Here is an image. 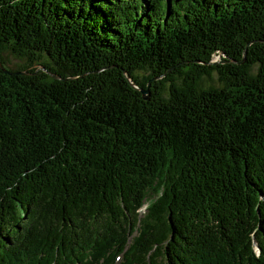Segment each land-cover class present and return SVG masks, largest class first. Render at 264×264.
I'll use <instances>...</instances> for the list:
<instances>
[{
  "label": "trees",
  "instance_id": "16d2710c",
  "mask_svg": "<svg viewBox=\"0 0 264 264\" xmlns=\"http://www.w3.org/2000/svg\"><path fill=\"white\" fill-rule=\"evenodd\" d=\"M0 65V264H264V0H0Z\"/></svg>",
  "mask_w": 264,
  "mask_h": 264
},
{
  "label": "water",
  "instance_id": "95a60500",
  "mask_svg": "<svg viewBox=\"0 0 264 264\" xmlns=\"http://www.w3.org/2000/svg\"><path fill=\"white\" fill-rule=\"evenodd\" d=\"M251 43H253V42H249V43H247L246 45H245V48H244V50H243V56H244V53H245V49L251 44ZM230 61H225V62H223V63H229ZM217 63V61H214V60H212V61H210L208 64H212V65H214V64H216ZM233 63V62H232ZM239 63H241V62H239ZM40 70L41 71H44V69L43 68H40ZM0 71H2L3 73H6V71L3 69V67L0 65ZM124 73V72H123ZM46 74L48 75V76H50L52 79H54V80H60V81H65L66 79H61V78H59L57 75H55V74H51V73H49V72H46ZM124 75H125V78H126V80H127V82H128V84H129V86L132 88V89H134V90H137L139 93H140V95H141V98H142V100H146L147 98H148V96H149V91H148V86H149V83H150V81H148L147 83H146V87H145V89H138L131 81H130V79L128 78V76L124 73ZM164 75H161V76H159V77H156V78H152L151 79V81H154V80H157V79H160V78H162Z\"/></svg>",
  "mask_w": 264,
  "mask_h": 264
},
{
  "label": "rangeland",
  "instance_id": "374dc122",
  "mask_svg": "<svg viewBox=\"0 0 264 264\" xmlns=\"http://www.w3.org/2000/svg\"><path fill=\"white\" fill-rule=\"evenodd\" d=\"M214 61H219V58L221 57V54L218 55V56H214ZM3 58H4V66L7 68V69H15V68H18L20 65L23 64V62L19 59H16V58H13L12 56L10 55H6L4 54L3 55ZM217 86V80H216V76L215 75H212L211 78H203L201 80V86L203 88H206L208 86ZM143 209L144 207L141 209V213L143 212Z\"/></svg>",
  "mask_w": 264,
  "mask_h": 264
}]
</instances>
